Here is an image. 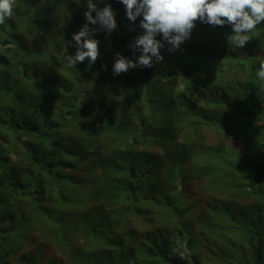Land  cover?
Segmentation results:
<instances>
[{"label": "trees", "instance_id": "obj_1", "mask_svg": "<svg viewBox=\"0 0 264 264\" xmlns=\"http://www.w3.org/2000/svg\"><path fill=\"white\" fill-rule=\"evenodd\" d=\"M94 2L99 8L111 5L117 28L108 35L90 25L100 41V56L91 65L85 60L73 68L65 61L76 52L72 36L86 22V0L79 5L16 0L13 17L0 25V264H55V257L44 261L52 247L70 264H134L131 243H151L150 234L141 238L130 227L140 222L171 232L143 264H212L202 251L191 249L195 238L183 239L188 252L180 258L177 235L194 230L180 222L188 216L181 215L185 196L175 193L170 206L145 196L172 189L186 168L197 175V163L204 178L194 183L202 193L198 214L218 195L226 200L210 209L205 220L214 227L203 230L213 244L221 240L233 247L224 251L223 264H264V206L241 202L242 192L257 196L264 184V97L256 77V57H264V23L238 48L229 45L230 26L197 21L191 38L170 54V67L161 71L165 75L156 72L155 62L114 75L116 53L128 59L140 55L129 44L143 33L135 26L142 17L133 24L117 0ZM156 39L163 42L162 35ZM170 47L165 43L161 50ZM145 102L155 113L168 111L174 122L153 136L145 130L147 143L158 144L137 142L133 158L124 152L137 138L139 124L126 111L144 119ZM164 135L171 138L161 145ZM102 140L114 148L109 155L98 148ZM142 160L167 171L169 182L140 178ZM252 165L260 166L262 175L248 180ZM70 206L79 208L77 213ZM211 258H216L213 252Z\"/></svg>", "mask_w": 264, "mask_h": 264}, {"label": "clouds", "instance_id": "obj_2", "mask_svg": "<svg viewBox=\"0 0 264 264\" xmlns=\"http://www.w3.org/2000/svg\"><path fill=\"white\" fill-rule=\"evenodd\" d=\"M117 2L125 6L126 17L129 21L133 22V24L139 17H142L140 23H135V26L141 28L143 33L129 44V48L132 49L133 53L139 52V56L134 55L128 59L120 53H116L112 69L114 75L127 73L131 69L151 68L154 62L156 72L160 75H165V72L161 71H163L165 67H170V54L172 51L179 50L180 46L191 38L192 30L196 27L197 21L214 27L230 26L233 34L228 36L229 45H234L238 48H243L252 40V33L256 31L259 25L264 23V0H117ZM75 3L79 5L81 0H75ZM86 5L87 10L84 13L86 22L80 30L72 36V41L75 42L76 52L74 55H67L65 57L67 65L73 68H76L78 64L83 63L85 60H88L90 65L95 64L100 56V41L94 38L98 29L90 27V25H98L99 29H102L108 35L117 28L115 13L110 4H106L105 7L99 8L97 2H94V0H86ZM15 7L16 0H0V25H5L6 21L13 17ZM93 13H95V16H93ZM159 35H162L163 42L156 39ZM165 43L171 46L168 51L161 50L165 47ZM256 60L259 65L256 69V77L262 82L258 89V93L261 97H264V57L258 56ZM104 67L106 69V65ZM168 99L169 96L167 97V101ZM166 102L160 103L158 108H160L161 104H167ZM145 106L147 108L145 109L146 118L144 119L136 117L135 112L132 110L126 111L131 122L136 121L139 124L135 133L137 138L131 142V145L124 152L133 158H135L133 146H135L137 142L146 140V144L144 145L147 146L158 144L156 140L149 144L147 141L150 139V136L156 135L164 124L173 126L174 122L173 117L168 114V111L158 110L155 113V110L149 102H145ZM156 106L157 104H155V107ZM145 130L151 135L148 137L145 136ZM212 136V139L215 137L217 138L213 133ZM170 138L171 136L164 135L162 139H160L159 144H166ZM140 147L143 148L142 146ZM98 148L104 154L107 151L108 155L111 153V149H114L104 140L98 142ZM151 149L154 152H161L160 147H151ZM68 155H72V153ZM197 165L199 169H194L197 175L188 174L186 168L185 173L182 177H178L176 185L172 189L164 193L145 196L157 203L170 206L174 202L175 193L183 194L185 196V205L181 210V215L188 216L187 221L184 222L181 220L180 222L183 224L188 223L194 230L192 232L183 231L177 235L176 246L183 249V251L180 252V258L186 259V254L188 252L187 241L183 239L195 238L197 239V243L191 249L202 251L207 258V262H211L212 264H223L225 260L223 255L224 251L226 252L230 249L234 250L233 247L224 246L221 240L218 241L217 245L213 244V239L204 231L212 230V227H214L215 222L212 224L211 221L205 220V218L209 217L210 209L225 205L226 200L223 199L220 201L222 198L218 195L216 202L211 203L206 212L198 214L196 205L202 197V193L200 191L201 189L197 188L194 183L196 178H200V180H204V178L199 163H197ZM251 171V176L248 180L254 179L255 174H258L259 178L262 175V168L258 165L256 167L252 165ZM177 172L181 174L182 171L177 168ZM137 174L140 178L150 180L158 185L166 184L172 177L163 168H149L143 160L138 164ZM76 175L78 180L85 184L82 171L79 168H76ZM248 180L247 183L257 184V182H248ZM261 184L262 188L258 190L257 196L252 197L248 193L242 192L244 198L241 202L244 205L251 206L249 202L251 201L255 204L264 206V184ZM242 189H245L243 185ZM71 195L72 193L70 192L69 198ZM42 203L48 206L46 203ZM71 208L75 213L79 210V208ZM247 208L250 209L249 207ZM217 217L222 218L221 216ZM140 223L139 225H130V227L137 229L139 237L141 238L145 236L146 233L150 234L151 243L149 246H137L138 244L136 241L131 243L136 252L134 264L145 263L149 259L151 253L165 245L171 238V232L163 230L160 226L149 229L141 227ZM175 232L178 233L177 230ZM205 244H207V246ZM209 246H212L213 249L210 250ZM211 252L216 256L214 260L211 258ZM46 253L47 257L44 261H48L50 258L55 257V264H70V258L58 252L55 247L47 249ZM226 256L229 257L228 255ZM112 262L114 264V261ZM175 264H180V262L177 261Z\"/></svg>", "mask_w": 264, "mask_h": 264}, {"label": "rangeland", "instance_id": "obj_3", "mask_svg": "<svg viewBox=\"0 0 264 264\" xmlns=\"http://www.w3.org/2000/svg\"><path fill=\"white\" fill-rule=\"evenodd\" d=\"M213 142H215V141L213 140Z\"/></svg>", "mask_w": 264, "mask_h": 264}]
</instances>
